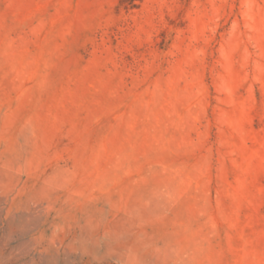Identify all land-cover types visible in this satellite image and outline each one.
Segmentation results:
<instances>
[{"label": "rangeland", "instance_id": "rangeland-1", "mask_svg": "<svg viewBox=\"0 0 264 264\" xmlns=\"http://www.w3.org/2000/svg\"><path fill=\"white\" fill-rule=\"evenodd\" d=\"M0 264H264V0H0Z\"/></svg>", "mask_w": 264, "mask_h": 264}]
</instances>
